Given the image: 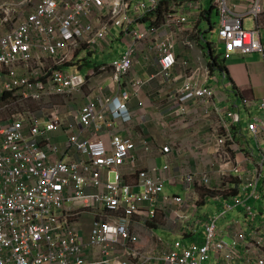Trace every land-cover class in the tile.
<instances>
[{
	"label": "built area",
	"instance_id": "1",
	"mask_svg": "<svg viewBox=\"0 0 264 264\" xmlns=\"http://www.w3.org/2000/svg\"><path fill=\"white\" fill-rule=\"evenodd\" d=\"M207 2L0 0V264H264V97L218 105L198 47L215 10L211 56L264 53V0Z\"/></svg>",
	"mask_w": 264,
	"mask_h": 264
},
{
	"label": "crops",
	"instance_id": "2",
	"mask_svg": "<svg viewBox=\"0 0 264 264\" xmlns=\"http://www.w3.org/2000/svg\"><path fill=\"white\" fill-rule=\"evenodd\" d=\"M211 17L212 10L210 13V22ZM194 24L196 23L194 17H192L190 19L189 28ZM198 47L204 48L207 56L206 60L211 62L210 60H212V57L208 51L209 48L205 46L203 42L201 45H198ZM121 52L118 51L111 59L117 57ZM188 54L190 57H194L195 52L190 51ZM222 67L224 71H226L227 77L223 78L219 75L218 81L211 80L209 83L216 91L215 98L218 105L242 110L243 98L251 99L257 103L264 97V53H252L247 55L234 54L230 59L222 61ZM136 69L143 78L147 77V72L144 71L141 66H137ZM100 78L101 77L96 76L92 79L91 84L95 86ZM102 83L107 87L105 92L108 95L112 94L113 90L117 91V87L110 83L109 77H105ZM83 102L82 104L85 103ZM158 104L159 100L155 97L154 91L145 89L140 97L132 100L130 107L132 110L137 111L139 116L146 114L148 117H152L156 115V109L150 106Z\"/></svg>",
	"mask_w": 264,
	"mask_h": 264
},
{
	"label": "rangeland",
	"instance_id": "3",
	"mask_svg": "<svg viewBox=\"0 0 264 264\" xmlns=\"http://www.w3.org/2000/svg\"><path fill=\"white\" fill-rule=\"evenodd\" d=\"M209 2H210V0H208L207 4H209ZM217 23H218L217 13L215 10H212L211 25H212L213 29L210 30L211 25H209V23L207 21H203L200 25L203 30L207 31L205 34V40L203 41V43L205 45H208V43H212V44L218 45V46H220V48H222L221 44L218 42V36H217V31H216ZM253 27H254V25H253L251 20L246 21V28L247 29H253ZM262 38L264 40V30L262 31ZM122 50L123 49H122L121 45H119L118 41H115L113 48H111L105 54L95 53L94 56L88 57L86 64H84V66L81 69L78 70V59L74 60L71 63V65L67 66V68L71 72H77V73L80 72L81 74L86 75L90 69L95 68L96 66L100 65L101 62H103V61L111 62L112 61L111 57L115 56V54L118 51L121 52ZM83 63H85V61ZM82 93H84V95H87L85 90ZM76 100H78V96H77ZM55 101L62 104V105H65V104L68 105L69 103L73 102V98H68V99L57 98V99H55ZM159 164H161V162H159ZM166 190L169 191V189H166ZM249 205H251L254 209H256L255 212L262 211V214H259V220L264 219V199H262L260 201H256L253 199L249 202ZM215 212H216V210L214 212H212V210H210V213L214 214ZM234 214H236V212L232 213L227 218L231 219ZM224 223H225V220L219 222L218 227L223 226ZM90 224H91V219H88V218L84 219L83 225L86 229H88ZM154 232L156 233V235L161 236L168 243H172L174 241V237L171 236V234L169 232L165 231L164 229H157ZM226 240L230 241L228 239H226Z\"/></svg>",
	"mask_w": 264,
	"mask_h": 264
},
{
	"label": "trees",
	"instance_id": "4",
	"mask_svg": "<svg viewBox=\"0 0 264 264\" xmlns=\"http://www.w3.org/2000/svg\"><path fill=\"white\" fill-rule=\"evenodd\" d=\"M210 13H211V11L208 13L209 15L206 17V19H207V21H209V23L211 25V22H210ZM211 27H212V25H211ZM212 29H213V27H212ZM212 54H213V51H212ZM211 57H212L213 61L219 65L220 69L223 68L222 67V61H219L218 58L214 56V54ZM78 68L81 69V65H79Z\"/></svg>",
	"mask_w": 264,
	"mask_h": 264
},
{
	"label": "water",
	"instance_id": "5",
	"mask_svg": "<svg viewBox=\"0 0 264 264\" xmlns=\"http://www.w3.org/2000/svg\"><path fill=\"white\" fill-rule=\"evenodd\" d=\"M210 29H211V27H210Z\"/></svg>",
	"mask_w": 264,
	"mask_h": 264
}]
</instances>
